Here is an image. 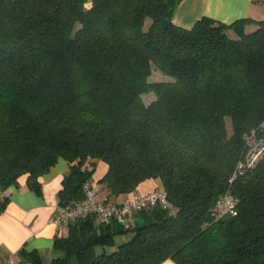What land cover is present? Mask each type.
<instances>
[{
  "label": "trees",
  "instance_id": "trees-1",
  "mask_svg": "<svg viewBox=\"0 0 264 264\" xmlns=\"http://www.w3.org/2000/svg\"><path fill=\"white\" fill-rule=\"evenodd\" d=\"M180 1L0 0V189L26 174L40 193L39 177L63 158L59 205L83 199L86 183L118 204L107 195L156 178L170 204L66 223L52 264H264V154L231 180L244 134L264 122V19L184 27L173 21ZM154 67L171 79L149 81ZM93 159L106 165L105 195ZM227 190L237 213L215 219Z\"/></svg>",
  "mask_w": 264,
  "mask_h": 264
},
{
  "label": "crops",
  "instance_id": "crops-1",
  "mask_svg": "<svg viewBox=\"0 0 264 264\" xmlns=\"http://www.w3.org/2000/svg\"><path fill=\"white\" fill-rule=\"evenodd\" d=\"M208 16L230 23L239 18L264 19V2L257 0H181L173 14V21L184 27ZM253 26L248 25L247 29ZM95 171L92 179L102 195L108 193L98 179L106 170V165L93 159ZM68 172V163L59 158L48 172L39 177L41 191L35 192L27 184V175L18 178V184L10 187V193L4 206L0 208V256H11L23 264H34L22 250L34 251L40 257V264H52L55 257L62 253L53 246V239L59 231L65 233L66 227L56 228L51 222L58 203V190L64 175ZM96 182V183H95ZM159 179H146L139 184L135 193L146 194L161 189ZM108 196L109 201L123 200L125 195ZM133 233L116 235L111 246L98 248L107 253L130 240ZM160 264H177L167 258Z\"/></svg>",
  "mask_w": 264,
  "mask_h": 264
},
{
  "label": "built area",
  "instance_id": "built-area-1",
  "mask_svg": "<svg viewBox=\"0 0 264 264\" xmlns=\"http://www.w3.org/2000/svg\"><path fill=\"white\" fill-rule=\"evenodd\" d=\"M264 2V0H257ZM245 152L239 160L231 180L237 175H243L246 170L253 166L256 161L264 154V122L259 127L253 128L244 134ZM10 187L0 189V205L9 196ZM84 197L74 205H57L51 222L56 228H61L66 223L74 221L78 217L95 213L103 222H109L116 219L124 222L129 219L132 213L144 206L160 203L163 206L170 207L167 200V194L164 190L155 189L146 194H130L126 196L121 203L106 202L99 198L98 192L88 183L84 185ZM237 197L229 190L225 191L215 201L213 217L222 218L225 215H235L237 213ZM0 264H23L11 256H0Z\"/></svg>",
  "mask_w": 264,
  "mask_h": 264
},
{
  "label": "rangeland",
  "instance_id": "rangeland-1",
  "mask_svg": "<svg viewBox=\"0 0 264 264\" xmlns=\"http://www.w3.org/2000/svg\"><path fill=\"white\" fill-rule=\"evenodd\" d=\"M86 6H89V3H87ZM169 79H171L169 76H167L161 70H159L155 67L153 68L152 73L149 76V81H163V80H169ZM142 98H143V101L145 102V104H148L154 98V94L152 92H149V93L143 94ZM227 126H228V129L230 130L229 120H227ZM160 186L162 188V183H160ZM136 194H139V193H136Z\"/></svg>",
  "mask_w": 264,
  "mask_h": 264
}]
</instances>
